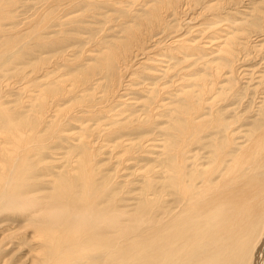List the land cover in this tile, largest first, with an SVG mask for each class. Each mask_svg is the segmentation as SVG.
<instances>
[{
	"label": "bare ground",
	"instance_id": "6f19581e",
	"mask_svg": "<svg viewBox=\"0 0 264 264\" xmlns=\"http://www.w3.org/2000/svg\"><path fill=\"white\" fill-rule=\"evenodd\" d=\"M249 1L229 0L242 19L252 12ZM175 2L185 24L200 7L205 26L153 33L170 22ZM204 3L42 0L40 36L29 25L5 26L12 3L0 0V264H264V121L250 127L247 114H264V71L250 66L244 48L227 49L231 39L241 42L231 27L238 21L206 16L225 4ZM79 9L89 13L80 18ZM101 20L110 26L95 30ZM111 29L125 35L99 34ZM189 32L194 37L186 38ZM253 34L263 37L252 48L264 57V32ZM68 40L89 60L62 72ZM32 41L42 47V77L33 81L25 70ZM158 49H175V57ZM202 53L220 60L209 62L215 75L201 78L193 94L189 57ZM230 56L228 77L218 70ZM129 88L141 92L130 103L137 107L112 112L109 100ZM175 110L176 119L159 127L167 136L153 144L154 166L133 172L144 185L130 192L129 179L118 178L143 166L132 152L158 138L156 116L171 119ZM109 147L112 175L104 168Z\"/></svg>",
	"mask_w": 264,
	"mask_h": 264
},
{
	"label": "rangeland",
	"instance_id": "374dc122",
	"mask_svg": "<svg viewBox=\"0 0 264 264\" xmlns=\"http://www.w3.org/2000/svg\"><path fill=\"white\" fill-rule=\"evenodd\" d=\"M8 1H10L12 3L11 8L8 10H10V12L13 14V18L7 19V21H5L6 22L5 26L7 25L8 27H10V26L17 25L16 29H18L19 27H20L19 29H25V28H27L26 25H29V27H28L29 33H30V31L33 30L34 34L37 33L38 35L42 36V0H8ZM200 1H204L205 2L204 5H206L209 1H213V3L216 5L218 3L219 4L220 3L225 4V7L222 8L221 11H218V12L206 11V16L209 18L212 14H215V15L220 14V16L227 18L228 22L229 21L230 22H232V21L237 22L238 21L239 23L231 24V27H232V29H239L240 35L238 36L239 38H237V39H240L241 42L237 44V41H236V45H233L235 40L231 39L228 42V45H230V48L227 47V49H230L231 52L234 53L233 50H235V48H237V47L244 48L243 57H251L252 58L250 66H253L256 63H259L261 70L264 71V57H260L259 55H257L259 53V51L253 50V48H252V46L254 44L258 45L259 43L263 42L262 41L263 39L257 41L258 39L263 38V37L254 36L253 33L264 32V0H250V1L246 0V2H248V1L250 2V4H249L250 7L248 8L250 11H248V12H251V11L252 12H251V14L246 15L245 18H243V19L240 18V17H243V16H241V14H237V12H236L237 9L234 8V5H232V3L229 2V0H200ZM176 2L173 4V9L170 11L169 16H168L170 22L162 23V28H159V29L153 31V33H157L159 31H163V30H165V32H172L175 30L177 32L176 33L172 32V34H171V35H175L177 33L183 32L184 27H186V25L191 26V25L195 24L196 29H200L201 27L205 26L204 24H199L200 16H199V13H196V12H198L201 8L196 7V6L193 10L195 13H193V11H190L191 13H190L189 17L192 16V19L187 22L189 24L184 23L186 20H188V18L186 20H183V22H182L180 15H178L176 8H175ZM229 5H231V6H229ZM77 12H81L83 14L82 16H80V18L86 16V14L89 13L88 11H85V9H79L75 13H77ZM209 20H211V19H209ZM128 21H129V18L124 17V18H122L120 25L123 26V24L125 22H128ZM130 23L132 24V21H130ZM67 26L68 25H66V27ZM93 26L96 30L98 28L108 27V26H110V23L105 22L104 20H101L100 22L94 23ZM57 28H58V26L50 28L51 29L50 34H53V33L57 34V32H56ZM191 32L187 33L185 37L186 38L194 37L195 33H191ZM113 33H114V31L112 29L107 31V32L106 31L105 32L99 31V34H104V35L110 34L108 36H109V38H111L113 40L119 39L125 35V32H119L117 36H112L111 34H113ZM248 34H251L250 38H249L250 42H248L249 40L245 39ZM84 35H86V34H84ZM29 37L32 39L33 35L29 34ZM175 38H178V37H175ZM68 42L71 43L72 41L68 40L66 43H68ZM70 43L65 45V47H66L65 49L67 50V52L65 51V54L69 55L68 56L69 61L66 65L65 64L62 65V67H63L62 72L69 71L74 66L80 65L83 67V64H85V62H87L89 60V58L85 55V53L76 52L75 48L68 46V45H71ZM182 43H183V41L180 43H177L175 45H179ZM166 45H167L166 43L162 44L163 47L164 46L166 47ZM162 46H160V47H162ZM214 47L215 46H213V48ZM29 48H30V52L27 53V60L28 61H27V64H26L27 67L25 70H26L27 74H29V79H32L31 81H33V80H35L34 78L42 77V70H40V69H42V65H41L42 64V47H37L35 42L32 41L31 45H29ZM262 50H264V49H262ZM172 52H176V50L175 49H171V50L168 49L167 51H165L164 49H158V53H160V55L163 53L169 57H175L174 55H172ZM179 55H181V54H179ZM155 56L162 58L161 56H159V54H155ZM189 58L192 59L193 61L189 64V73L186 74V78L188 80L187 89L190 93L195 94L200 88L201 78L215 75V73L212 72V71H214L215 64L212 65L209 62L211 60H215V62L219 61L220 55H218V57H217V56H214L213 54L206 53L203 56V53H202V55L199 59H197L194 54L190 55ZM170 60L176 61L175 58H172ZM38 61H39V64L37 63ZM148 61L150 62L151 59H149ZM168 61H169V59H167V57H165L164 61H162V59L158 60L157 62H159L160 64L154 65L152 67L154 69L153 72H159L160 73L161 69L163 68V64H166ZM231 61H232V57L230 56L229 61L227 62V66L224 69H222V71L218 70V73L227 72V76L230 77L231 76V71H230L231 70ZM37 65H41V66L37 67ZM252 84H254V83H252ZM256 84L257 83H255V85ZM135 86L137 88L138 85H131L130 87L133 88ZM260 86H264V80L262 81V83L260 85H258V87H260ZM251 87H252V85H251ZM256 89H257V87H256ZM256 89H255V91H256ZM14 91H16V89L11 88L9 93H13V95L10 96V99H13L14 98L13 96H17V93ZM125 91H127V92H125ZM178 92L179 91H175V93H173V94H176ZM120 93H121V94H119L120 96H118L119 99L115 98L113 100H109V102L111 101V103H109V104L112 106V112L118 111V109H120L123 106H126V108L128 107L129 109L130 108L134 109L137 107V106L130 104V103H132L133 100H138V96L141 95V92H139L138 90L129 88L128 90H121ZM99 94H101V93L99 92ZM253 94H254V89L252 88L251 96H253ZM99 96H101V95H99ZM204 96H207V95H204ZM174 97L176 98L177 95ZM175 98H173L174 99L173 103L177 102V99H175ZM78 99H74L72 101H75ZM67 103H68V101H65L63 105H66ZM103 103H106V102H101V104H103ZM160 110H162V109H160ZM247 114H248V117H250L251 121H252L250 127L253 126V127L257 128L258 124L262 123L264 121V114H261L260 112L256 111L254 108L251 111H249ZM173 115H175V116H172L171 119H169V117L166 115L156 116V121H158V125L153 129V131H155V133H156L155 137L157 136L158 138H156V140H152L150 142V145L148 143H144L142 145V147L140 146L139 148H140L141 153L138 152L139 149H138V151L132 152V155L134 156V158L136 160H140L138 162V164H140V167H141V165H143V166L141 168H138V169L127 168L125 176L118 178L119 180L125 179V178L129 179V186L128 187L130 189H132L130 192L133 193V191L135 192L138 187H142L144 185L145 180L142 177L137 176L133 172L134 171L139 172L138 170H143L144 168L151 169L154 166V158H156L155 156H153V154L156 153V149H154V147H158V146H155V144L157 142L158 143H160L161 141L163 142V140H165L164 137L167 136V134H166L167 128L162 129L159 127H161L162 125H165L168 127V123H171L173 120H175L176 115H178L176 110H175ZM86 122H90V124L93 123L92 120L85 121L84 123H86ZM75 123H77V121ZM79 123H80V121H79ZM102 127L104 128V126H101V128ZM150 133L151 132L149 131L147 134H150ZM108 143H110V142H108ZM153 144H154V147H153ZM146 146L147 147L150 146V147L147 148ZM141 148H144V149L142 150ZM110 149H111V147H109L108 149L106 148L105 149L106 152L103 156H105L104 160L107 163L106 165H104L105 170H107L106 173L109 175H112L113 174L112 173L113 172L112 166L114 165L115 162H114V159H112L113 157H111L113 153L111 152ZM134 158H131L128 162L132 163ZM108 159H110V160H108ZM111 161H113V162H111ZM130 163H127L126 166H128ZM133 165H134V163H133ZM141 174L142 175H145V174L150 175L151 177L153 176V172L147 173L145 171H142ZM161 179L162 178L157 177V180L160 181ZM130 184H133V186ZM132 196H134V195H130L131 200H133Z\"/></svg>",
	"mask_w": 264,
	"mask_h": 264
}]
</instances>
